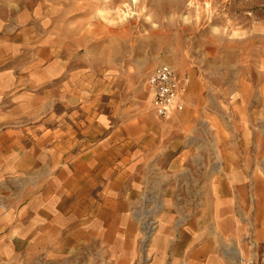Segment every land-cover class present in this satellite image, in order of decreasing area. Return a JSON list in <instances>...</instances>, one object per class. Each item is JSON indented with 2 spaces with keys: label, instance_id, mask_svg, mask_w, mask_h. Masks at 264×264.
<instances>
[{
  "label": "rangeland",
  "instance_id": "374dc122",
  "mask_svg": "<svg viewBox=\"0 0 264 264\" xmlns=\"http://www.w3.org/2000/svg\"><path fill=\"white\" fill-rule=\"evenodd\" d=\"M0 21L16 43L0 63L18 82L0 98V188L45 189L66 208L83 199L84 217L108 220L126 241L110 256L86 246L64 264H172L193 221L218 240L205 208L224 172L222 145L246 178L227 264H264V0H0ZM158 64L187 83L179 128L148 155L142 143L125 146L120 126L148 100ZM163 215L172 233L157 259Z\"/></svg>",
  "mask_w": 264,
  "mask_h": 264
},
{
  "label": "crops",
  "instance_id": "0c3cea01",
  "mask_svg": "<svg viewBox=\"0 0 264 264\" xmlns=\"http://www.w3.org/2000/svg\"><path fill=\"white\" fill-rule=\"evenodd\" d=\"M5 30L7 25L0 21V51L13 54L16 48L15 37ZM0 67L4 70L0 73L1 98L7 93L14 94L18 82L10 77L7 63H0ZM183 92L179 96L182 102ZM149 96L148 100L140 104L129 123L120 126V133H125V142L123 137H118L125 146L135 142L146 145L143 148L150 149L148 155H152L158 140L179 128L181 114L173 107L167 121H159L153 110H150ZM95 118L99 131H105L107 119L104 115H96ZM178 141L175 145H178ZM108 142L110 140L104 138L97 147H105ZM226 149L227 146L223 145L220 148L224 172L218 175L217 188L212 185L208 190L210 199L205 208L213 220V230L218 232V240L207 237L201 222H189L179 231L178 242L172 252V264H227L223 245L227 240L234 239L242 228L233 220L231 213L235 205V194L244 191L245 186L241 182L246 178L238 173L236 163L231 162L236 154L232 149ZM0 184L4 185L3 182ZM5 184L6 188H0V264H64L71 258L69 255L75 252L87 253L86 246H101V254L110 256L116 252L112 244L126 242L108 220L84 217L88 209L80 210L86 204L83 199L72 201L68 209L63 205L60 207L61 202L56 205L57 196L53 193L51 196L48 190L38 189L32 193L30 189H24L16 194L13 188H9L8 181ZM110 196V191L105 190L99 194L104 203L110 202ZM53 197L56 198L53 200ZM171 219L163 215L154 236L152 250L157 259L163 258L168 252L167 242L172 233Z\"/></svg>",
  "mask_w": 264,
  "mask_h": 264
},
{
  "label": "built area",
  "instance_id": "2783aa9c",
  "mask_svg": "<svg viewBox=\"0 0 264 264\" xmlns=\"http://www.w3.org/2000/svg\"><path fill=\"white\" fill-rule=\"evenodd\" d=\"M186 83L168 64H158L148 72L145 85L150 94V107L158 117L167 118L173 107L178 111L183 109L179 96Z\"/></svg>",
  "mask_w": 264,
  "mask_h": 264
},
{
  "label": "bare ground",
  "instance_id": "6f19581e",
  "mask_svg": "<svg viewBox=\"0 0 264 264\" xmlns=\"http://www.w3.org/2000/svg\"><path fill=\"white\" fill-rule=\"evenodd\" d=\"M145 227V225H143ZM142 227V226H141ZM143 229V228H142ZM146 230V229H145ZM144 239V238H143ZM145 240V239H144ZM148 250V249H147ZM147 260V259H146Z\"/></svg>",
  "mask_w": 264,
  "mask_h": 264
}]
</instances>
